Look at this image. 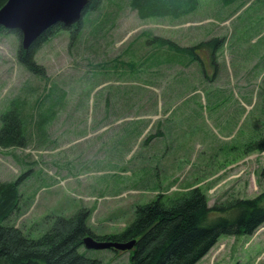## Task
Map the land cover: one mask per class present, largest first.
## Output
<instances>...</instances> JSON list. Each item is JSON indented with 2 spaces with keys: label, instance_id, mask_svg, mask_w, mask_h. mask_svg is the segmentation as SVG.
<instances>
[{
  "label": "rangeland",
  "instance_id": "1",
  "mask_svg": "<svg viewBox=\"0 0 264 264\" xmlns=\"http://www.w3.org/2000/svg\"><path fill=\"white\" fill-rule=\"evenodd\" d=\"M82 24L77 41L59 30L39 47L44 76L0 29V115L21 103L28 136L0 147V180L20 181L12 223L35 238L84 207L91 230L110 234L159 194L198 189L211 206L264 190V150L251 149L264 137V0H199L178 18L103 0ZM214 38L219 47L190 49ZM80 250L131 264L128 250ZM195 264H264V222L221 235Z\"/></svg>",
  "mask_w": 264,
  "mask_h": 264
},
{
  "label": "trees",
  "instance_id": "2",
  "mask_svg": "<svg viewBox=\"0 0 264 264\" xmlns=\"http://www.w3.org/2000/svg\"><path fill=\"white\" fill-rule=\"evenodd\" d=\"M6 0H0V7ZM103 0H88L80 20L71 26L60 23L47 27L31 44L17 49V59L29 71L44 76L45 68L35 60L39 47L59 30H68L70 42L80 38L83 15L96 11ZM228 5L236 0H220ZM199 0H129L139 17L170 16L178 18L197 8ZM16 34L21 32L0 26ZM159 40V39H158ZM223 42V41H222ZM214 38L200 42L191 50L203 46L219 47ZM175 47V46H174ZM189 49V48H188ZM153 64L157 66L163 63ZM264 110V104H263ZM21 103L11 106L0 115V147L25 146L28 141ZM251 149L264 150V137L254 141ZM264 177V165L261 168ZM20 181L0 180V264H101L80 248L87 235L98 240L129 241L134 239L130 252L131 264H195L216 244L221 235L252 234L264 222V190L252 198H234L223 204L208 205L206 196L198 189L166 200L157 195L134 207V218L121 231L97 234L88 224L90 210L79 208L71 215H57L38 237L26 235L10 218L19 208ZM117 253L120 250L110 248Z\"/></svg>",
  "mask_w": 264,
  "mask_h": 264
},
{
  "label": "water",
  "instance_id": "3",
  "mask_svg": "<svg viewBox=\"0 0 264 264\" xmlns=\"http://www.w3.org/2000/svg\"><path fill=\"white\" fill-rule=\"evenodd\" d=\"M88 0H6L0 7V26L21 32L24 48L49 26L60 23L64 26L76 24ZM135 240H98L91 235L83 239L89 249L113 248L128 250Z\"/></svg>",
  "mask_w": 264,
  "mask_h": 264
}]
</instances>
